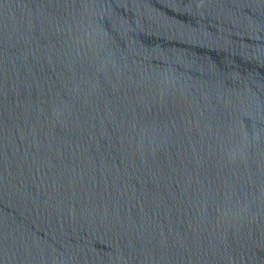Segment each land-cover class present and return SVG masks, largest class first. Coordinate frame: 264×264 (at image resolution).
<instances>
[{"label": "water", "instance_id": "water-1", "mask_svg": "<svg viewBox=\"0 0 264 264\" xmlns=\"http://www.w3.org/2000/svg\"><path fill=\"white\" fill-rule=\"evenodd\" d=\"M0 264H264V0H0Z\"/></svg>", "mask_w": 264, "mask_h": 264}]
</instances>
